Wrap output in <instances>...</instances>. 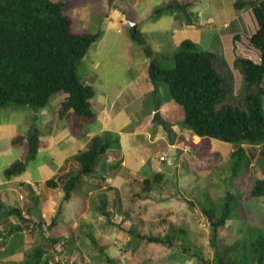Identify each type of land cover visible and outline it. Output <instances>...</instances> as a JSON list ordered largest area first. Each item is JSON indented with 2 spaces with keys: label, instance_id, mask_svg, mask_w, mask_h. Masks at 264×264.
Here are the masks:
<instances>
[{
  "label": "trees",
  "instance_id": "16d2710c",
  "mask_svg": "<svg viewBox=\"0 0 264 264\" xmlns=\"http://www.w3.org/2000/svg\"><path fill=\"white\" fill-rule=\"evenodd\" d=\"M71 2L72 0H0V108L29 105L39 109L46 106L56 94L66 93L57 106L58 117L66 119L73 134L84 136L87 123L95 118L91 106L94 89L80 80L77 65L91 43L98 38L100 31L75 30L74 18L68 10ZM187 6V2L169 0L156 7L153 13H158L164 8H178L186 15L187 20L191 21L192 13L188 11ZM241 6L242 2L235 3L237 10ZM246 17L247 32L237 33L235 41L239 47L254 52L256 57L237 53L233 60L234 65L238 66L241 72V75L236 77L235 87L237 78L240 82L243 81V93L238 96L235 104L226 101L231 86L228 89L226 78L215 65L216 53L213 49L202 48L193 40L184 38L170 55L173 64L168 66L159 62L150 47L144 44L142 33L132 26L129 27L130 38L143 45L145 54L150 57L148 74L154 89L159 83L166 85L170 98L183 109V124L201 138L212 137L233 144L230 153V168L233 176L238 174L243 162L246 161L243 144L260 145L258 163L264 174V0L252 2L246 10ZM215 42L218 43L217 38ZM23 139L27 145L26 151L21 158L13 160L3 168L6 178L22 172L28 162L36 157L39 149L48 148L50 143V137L37 125H33L26 135H16L12 143H19ZM117 143V134L112 131H103L92 136L85 149L69 157L77 163L78 167L75 171L62 175L61 181L54 178L45 180L46 186L51 188L59 186L62 190L56 214L44 227V230L50 232L47 236L55 252L56 250L62 252L64 247L66 248L63 250L69 252L67 250L69 246L66 244L59 247L60 242L67 240V237L56 236V229L62 222L57 217V213L62 212L63 203L71 200L73 190L82 178L92 175L99 158H104L107 150ZM102 167L103 163H101ZM160 177L162 173L156 172L153 178L147 176L142 178L143 189L149 190L152 179L157 180ZM29 190L32 191V188L30 187ZM262 195H264V177L255 179L243 198ZM35 198L36 196H29L27 201L30 199L34 201ZM233 198L234 193L227 188L219 206L216 207L211 201L201 206L211 226L214 242L220 235V227L226 225L227 220L232 218ZM112 200L104 195L99 205L101 213L109 222H114V219H110ZM27 201L8 208L7 215L15 214L19 222L0 227V234L4 240L6 234L21 230L29 221L22 210L23 206H28ZM26 209L28 210V207ZM34 223L43 225L44 220L40 218ZM127 231L133 237L148 242L161 243L188 254H198L189 243L183 244L182 241H177L176 234L171 230L163 235L143 234L131 227L127 228ZM179 232L184 233L181 229ZM87 237L97 247L106 263L117 264L91 231L87 232ZM4 243L6 241H2V245ZM246 246L249 247L250 259L239 252ZM44 253L42 247L35 246L33 251L27 252L26 255L32 258V264H41V262L49 264L47 255L43 258ZM253 262L264 264V232L262 231H250L236 242L223 244L221 251L216 250L213 256V264H253Z\"/></svg>",
  "mask_w": 264,
  "mask_h": 264
},
{
  "label": "rangeland",
  "instance_id": "374dc122",
  "mask_svg": "<svg viewBox=\"0 0 264 264\" xmlns=\"http://www.w3.org/2000/svg\"><path fill=\"white\" fill-rule=\"evenodd\" d=\"M72 1L74 2V0ZM89 1L92 2V5L95 1L99 2L98 0ZM102 1L100 0L101 3ZM128 1L118 0L124 6L122 9H128ZM182 1L185 0H180L179 2ZM229 1L222 0V4L219 5V1L211 0L212 7L208 6L207 1H203L205 3L204 7L200 5L195 8L202 10L201 19L206 18L209 14L214 17V20L211 19V22L205 25L214 27L217 30L215 37L218 39L219 45L215 42L216 38L208 45L216 53L215 65L226 78L228 89L231 86V91L227 93L226 101L235 104L238 96L243 93V81L240 82L239 78H237L235 87L236 77L241 75L240 68L234 65L233 61H225L223 56L220 55V48L226 59L234 54L235 41L233 42L232 35L235 32H242L241 28L237 29L238 21L234 19L238 10L231 7ZM156 2L158 3L156 4ZM166 2L168 0H155L154 4L156 5L154 7ZM197 2H200V0H197L195 4ZM190 3L192 5L194 2L190 1ZM103 4L105 5L104 1ZM251 5L252 3L248 2L245 9L247 10ZM100 9H105L104 12H106L108 8H101L100 6ZM101 11L98 12L100 13ZM150 11L152 10L150 9ZM177 13L182 14V11L178 8H164L158 13H153L152 11L151 14H148V19L145 20L146 18H144L143 21L145 22L138 24V29L144 35V44L147 41L151 48H158L160 42L156 39V34L154 33L157 32L159 34L163 29L170 28L171 22L176 18ZM102 17H104L103 13L93 18L92 27H94L90 28V31H97L101 28V31H103L100 34L101 42H97V49L92 46L89 50L97 51L100 49L102 51L103 48L108 46L109 48H114L121 56L119 43L121 45L122 39L126 40L125 35H127V32L129 33L131 23L129 22V25H125L122 32H117V29L112 28H108L105 31L106 27L104 28V25H100L101 20H103ZM224 20H226V23H224ZM127 29L128 31L125 32ZM197 42L202 48L208 46H205V43L201 42V40ZM131 43L130 47L143 49V45L138 42L133 41ZM123 47H129V45L127 44ZM240 52L242 53L241 55L256 57L254 52H249L245 48H242ZM167 54L163 56L161 63L170 66L173 64V60L170 53ZM96 72L99 79L95 77V80L104 81L105 74H103L102 69ZM114 91L115 89L110 90L112 93ZM50 102L51 100H49ZM49 103L46 105L48 108L50 107ZM0 111L5 114V117L13 118L16 122L19 121L21 125L25 121L22 118H26V111H30L31 121H34L35 108L29 105L8 106L1 108ZM21 111L22 114L20 116ZM178 122L176 121L177 125ZM178 127L180 131H183L182 134L174 137V140L176 138L179 141L177 144V149L179 150L173 148L157 152V158L162 165L161 170L151 169L149 162L145 165L146 169L141 168L137 170L136 174L132 172L130 176L129 169H126L127 178H122L119 175L114 176L115 178H106L114 173L116 166L111 161L115 159L111 157H117V155H110L111 151L107 150L110 157L106 159V153L104 158H99L92 174L94 175L96 170H100L102 171L101 173L105 174V180L101 177L97 181L84 180L81 187L77 185L74 188L72 199L63 203L62 212L57 213V217L62 222L59 223L56 229V236L60 238V236L66 235L67 237V240L64 239L60 242L59 247H63L64 244L68 245L70 248L68 247L67 250L70 253L63 250L66 247L61 250L62 252L57 250L55 252L48 240L47 235L50 232L47 229L44 230L50 218L56 214L57 203L62 197V190L60 192L59 187L49 188L44 182L40 184L34 183L32 191L26 189V187H22V189L17 187L18 191L23 190L24 198L19 195L18 191H15L17 196H9L6 201H0V214L4 217L8 216L7 210L12 205H21L23 201L25 203L29 200V196H36V198L34 201L31 199L27 201L29 202L28 206H26L28 210L25 206L22 208L24 215L29 218V221L25 223L26 228L24 231L13 232L11 241L7 240L11 234L5 233L7 236L4 246L2 245V239L0 240V264L2 262L1 258L9 255L10 251L18 252L22 256V259L17 261L19 262L17 264H25L27 259L32 264V258L27 257L26 254L27 252H32L35 246L42 247L45 250L43 258L44 255L45 257L47 255L49 264H108L100 255L97 247L90 242L87 237L88 231H91L95 239L105 247L106 252L116 260L117 264H213L214 252L216 250L221 251L223 244L229 245L231 242H236L238 239L244 238L250 231L264 232V195L249 199L243 198L244 193L254 180L264 177L258 163L260 145H242L246 152V161L243 162L238 174L233 176L230 168V153L234 147L233 144H228L229 142L212 137L192 138L190 135L192 133L191 129V132L183 130L185 128L182 127H186L183 122ZM188 140L195 141L196 144L189 145L187 143ZM6 145L7 143L4 144L0 140L1 148H6ZM23 149L24 146L17 148L13 152L12 158L13 156L17 157L15 154L23 152ZM156 149L157 147L154 146V151ZM147 151H150V149L145 151V153H150ZM47 154V151H39L36 157L28 162L25 172L20 175H28L36 179L46 178L47 173L51 172L50 166L43 158ZM101 163H103L102 168ZM155 171L161 172L162 177L157 178V180L152 179L151 188L144 190L140 177L153 178ZM0 177H3L1 171ZM58 181L61 180L58 179ZM227 188L234 193V198L231 202L232 218L227 220L226 225L220 227V235L214 242L212 240L211 226L201 206L209 201L213 202L216 207L219 206ZM104 195L110 200L113 199L110 219H114V222H109L101 213L99 205L100 199ZM13 218L15 221H19L15 214ZM40 218H43L44 224L36 225L34 222H38ZM2 223L5 227L13 224L9 220H4ZM130 227L143 234L163 235L171 230L176 234L177 241H182L183 244L189 243L191 248L197 251L198 254H188L174 247H167L161 243L148 242L144 239L133 237L127 231V228ZM179 229L183 230L184 233H180ZM239 252L245 258L249 257L248 259H250L249 247L246 246V248L240 249ZM29 262L26 264H30ZM41 264L43 263L41 262ZM253 264L255 263L253 262Z\"/></svg>",
  "mask_w": 264,
  "mask_h": 264
},
{
  "label": "crops",
  "instance_id": "0c3cea01",
  "mask_svg": "<svg viewBox=\"0 0 264 264\" xmlns=\"http://www.w3.org/2000/svg\"><path fill=\"white\" fill-rule=\"evenodd\" d=\"M98 1L99 2L95 1L93 5L89 0H74V2L72 1L73 3L69 4L68 8L74 18L73 26L75 30L78 32L90 31V28L94 27H92V22L94 23L93 18L101 15V13L104 14V17H102L103 20H101L100 25H104V28L106 27L105 31H107L108 28H112L117 29V32H122L125 25L130 24L129 20L133 21L136 24V29H138V24L144 23V18H146L145 20L148 19V14L152 13L157 7L154 6L158 3L156 2V4H154L155 0H129L127 2L128 9H122L124 6L121 5L118 0H103L105 5L103 1L102 3L100 0ZM131 1L133 2L130 5ZM190 1L194 3L191 5ZM196 1L197 0L182 1L188 3V11L192 13L190 16L191 21L187 20L188 18L183 12L182 14L177 13L176 18L171 22L170 28L163 29L159 34L157 32L154 33L156 34V39L160 42L158 48H151L146 41V44L153 51V55L159 62L163 60V56L168 55L167 53L171 55L180 41L184 38H189L196 43H198V40H201V42L205 43V46L213 42V39L216 38L215 34L217 30L214 27L205 25L211 22V19L214 20L212 14L201 19L202 10L195 8L200 5L204 7L205 3H203V1H207L208 6L212 7L211 0H200V2L195 4ZM217 1H219V5L222 4V0ZM253 1L255 0L229 1L231 7L235 9V3L242 2L241 8L238 9L237 16L234 17L235 21H238L237 29L241 28L242 32H235L232 35L233 42L235 41V35L237 33L247 32L248 20L245 6L248 2L252 3ZM100 6L101 8H108L107 11L104 12L105 9H100ZM150 9L152 11H150ZM100 10L102 11L99 13L98 11ZM128 10H132L133 12ZM148 11L150 12L148 13ZM213 12L215 13V11ZM225 21L226 20H224V23H226ZM99 31L100 34L103 32L101 28H99ZM127 31L128 29L125 32ZM140 32L142 33V31ZM100 34L98 36L99 39L97 38L93 41L89 48L92 46H95V49L98 48V43L101 42ZM142 36H144L143 33ZM125 38L126 40L122 39L121 45L119 43L121 47L119 51L121 52V56L114 48H109L106 45L102 51H100V49L97 51H90L88 48L77 65V73L80 80L91 85L94 89L91 106L95 112V118L92 120L93 122L90 121L87 123L84 136L73 134L69 129L66 119L58 117L56 109L66 93H58L53 96L50 99L49 108L48 106H44L35 109V114L33 115L34 121H31L30 111H26V118H22L25 119L22 125L13 118L5 117V114L0 111V140L4 144L7 143L6 148L3 149L0 147V171L2 174L3 168L13 160L19 159V157L21 158L27 148L24 139L16 144L12 143V139L18 134L26 135L33 125L39 126V128L50 137L48 148L42 147L39 151L48 152L43 158L51 168L50 174L47 173V177L42 179L31 178L28 175H20L22 172H25V169L10 178H6L3 174V177H0V201H6L9 199V196H17L15 191H18V188L22 189V187H26V189L29 190L31 187L33 189L34 183H45V180L48 178L57 179L59 177L58 179H60L62 175L75 171L78 167L77 163L69 159V157L77 151L85 149L90 138L94 135L103 133V131H112L116 133L118 141L116 146L108 149V151H111L110 155H117V157H111L115 159L111 162L116 168L114 173L106 178H113L118 175L122 178H127L126 169H129L130 176L132 172L136 174L137 170L141 168L146 169L145 165L149 162L151 169H162V165L157 158V152L163 151L164 149H177L179 141H177L176 138L174 140V137L183 133L178 126L183 121L184 112L182 107L170 98L164 83H159L158 87L154 89V85L148 74L150 57L145 54L143 49L130 47L132 44L131 42L134 40L132 41V39H130L128 32ZM127 44L129 47H123ZM207 47L210 48V45ZM234 49V54L228 59L225 58L221 48L220 55L223 56L225 61H233L237 53L242 54L240 52L242 47H239L236 41ZM101 69L103 74H105V80H95V77L99 79L96 71ZM111 89H115V91L112 93L110 92ZM21 114L22 111L20 116ZM176 121H179L178 125ZM182 128H185L183 129L185 131H190V129L186 127ZM190 135L192 138H195V133L192 132ZM197 136L201 138L199 135ZM187 143L189 145L196 144L195 141L189 140ZM21 146H24L23 152H18L15 154L17 157L13 156L12 158L13 152ZM154 146L157 147L156 151H154ZM148 149H150V151L147 152L150 153H145ZM108 151L106 152L107 156L104 154L106 159L110 157ZM134 170L136 171L134 172ZM101 172L100 170H96V174H92L89 177L84 176L79 186L81 187V184L87 179L97 181L100 179L99 177H103V180H105V174ZM156 172L159 171H155V173ZM144 177L146 176L140 177V180ZM18 193L24 198L23 190L18 191ZM3 217L4 216L0 214V227H2V222L4 220H9L12 223L19 222L14 220L12 214L10 217ZM25 228L26 226L24 224L21 231H24ZM12 236L13 233L10 237L8 236L7 240L11 241ZM1 239L2 241H6V238L4 240L3 237H1L0 240ZM21 259L22 256L20 253L10 251L9 255L1 258V264H17L19 263L17 261Z\"/></svg>",
  "mask_w": 264,
  "mask_h": 264
},
{
  "label": "water",
  "instance_id": "95a60500",
  "mask_svg": "<svg viewBox=\"0 0 264 264\" xmlns=\"http://www.w3.org/2000/svg\"><path fill=\"white\" fill-rule=\"evenodd\" d=\"M130 21V25L134 28V29H136V24L133 22V21H131V20H129Z\"/></svg>",
  "mask_w": 264,
  "mask_h": 264
},
{
  "label": "bare ground",
  "instance_id": "6f19581e",
  "mask_svg": "<svg viewBox=\"0 0 264 264\" xmlns=\"http://www.w3.org/2000/svg\"><path fill=\"white\" fill-rule=\"evenodd\" d=\"M195 137H198V136L195 134Z\"/></svg>",
  "mask_w": 264,
  "mask_h": 264
}]
</instances>
